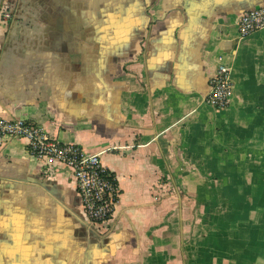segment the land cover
Segmentation results:
<instances>
[{"label": "crops", "instance_id": "0c3cea01", "mask_svg": "<svg viewBox=\"0 0 264 264\" xmlns=\"http://www.w3.org/2000/svg\"><path fill=\"white\" fill-rule=\"evenodd\" d=\"M6 1L0 117L99 155L119 197L93 233L72 170L7 141L0 264H264V30L238 37L264 0Z\"/></svg>", "mask_w": 264, "mask_h": 264}, {"label": "built area", "instance_id": "2783aa9c", "mask_svg": "<svg viewBox=\"0 0 264 264\" xmlns=\"http://www.w3.org/2000/svg\"><path fill=\"white\" fill-rule=\"evenodd\" d=\"M12 13L6 0H0V22H9ZM264 30V8L244 13L238 21V37ZM232 83L229 68L220 64L209 80V93L204 101L214 111L226 110L230 105ZM11 139L26 140L32 157L65 165L73 172L86 225L96 234L107 232L119 197L117 179L102 165L99 155H90L74 144H63L43 129L22 119L5 120L0 117V147Z\"/></svg>", "mask_w": 264, "mask_h": 264}]
</instances>
